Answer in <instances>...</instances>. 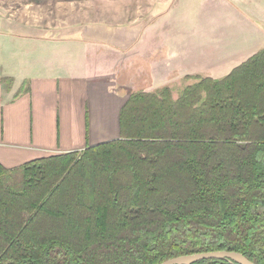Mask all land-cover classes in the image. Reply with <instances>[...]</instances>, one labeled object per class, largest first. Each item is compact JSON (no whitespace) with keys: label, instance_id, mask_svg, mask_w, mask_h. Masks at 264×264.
Listing matches in <instances>:
<instances>
[{"label":"trees","instance_id":"1","mask_svg":"<svg viewBox=\"0 0 264 264\" xmlns=\"http://www.w3.org/2000/svg\"><path fill=\"white\" fill-rule=\"evenodd\" d=\"M195 78L132 93L116 140L0 163V264H264V50Z\"/></svg>","mask_w":264,"mask_h":264},{"label":"crops","instance_id":"2","mask_svg":"<svg viewBox=\"0 0 264 264\" xmlns=\"http://www.w3.org/2000/svg\"><path fill=\"white\" fill-rule=\"evenodd\" d=\"M54 1L0 0L7 168L116 140L132 93L221 79L264 50V0H153L147 18L121 23Z\"/></svg>","mask_w":264,"mask_h":264},{"label":"rangeland","instance_id":"3","mask_svg":"<svg viewBox=\"0 0 264 264\" xmlns=\"http://www.w3.org/2000/svg\"><path fill=\"white\" fill-rule=\"evenodd\" d=\"M9 1V0H5ZM56 6L61 3L65 2L66 6H70L76 11L80 9L81 12L83 10H91L92 13H95L96 16H93L94 19H108L115 22H129V21H135L136 18H147V14H150L148 12V9L152 7L153 0H126L122 4L121 8L119 7H112V6H106L101 3H95L92 4L87 0H56L54 1ZM58 3V4H57ZM67 11V9H66ZM117 11H120L121 14H119ZM112 12H117L115 14H112ZM196 76H190L189 79H184L183 81H177L176 82V88H171L173 97L177 99L182 91L189 86L188 84H195L197 82ZM187 85V86H186ZM156 92V91H155ZM137 93V92H136Z\"/></svg>","mask_w":264,"mask_h":264},{"label":"water","instance_id":"4","mask_svg":"<svg viewBox=\"0 0 264 264\" xmlns=\"http://www.w3.org/2000/svg\"><path fill=\"white\" fill-rule=\"evenodd\" d=\"M205 260H227L238 264H254L246 256L238 252L215 251L182 256L165 261L162 264H194Z\"/></svg>","mask_w":264,"mask_h":264}]
</instances>
